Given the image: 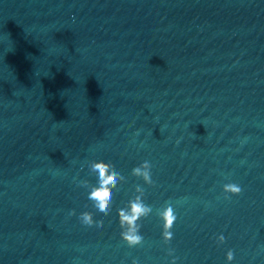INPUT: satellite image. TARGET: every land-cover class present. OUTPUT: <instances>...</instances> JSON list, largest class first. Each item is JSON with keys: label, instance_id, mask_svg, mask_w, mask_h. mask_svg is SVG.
<instances>
[{"label": "water", "instance_id": "obj_1", "mask_svg": "<svg viewBox=\"0 0 264 264\" xmlns=\"http://www.w3.org/2000/svg\"><path fill=\"white\" fill-rule=\"evenodd\" d=\"M99 160L124 177L107 216L79 183H97ZM144 161L152 184L132 175ZM137 196L152 212L129 247L118 210ZM169 204L166 243L158 212ZM84 211L101 226L83 225ZM134 261L264 264V117L78 3L0 0V264Z\"/></svg>", "mask_w": 264, "mask_h": 264}, {"label": "clouds", "instance_id": "obj_2", "mask_svg": "<svg viewBox=\"0 0 264 264\" xmlns=\"http://www.w3.org/2000/svg\"><path fill=\"white\" fill-rule=\"evenodd\" d=\"M90 171L97 177V183L90 185L87 180L80 181V185L89 188L87 198L92 202L93 207L101 216H107L111 210L113 191L117 189L118 184L124 180V177L115 170L110 162L103 160L93 161L90 165ZM151 165L148 161H144L139 166L132 169V175L142 178L145 184H152ZM137 191L143 193L144 189L137 187ZM223 191L231 195H239L242 191L241 187L235 183H227L223 186ZM142 196H137L128 201L127 206L118 210V221L121 228V239L129 246L135 247L143 241L142 235L139 234L141 224L140 220L147 217L152 208L146 205ZM75 214L74 212L70 213ZM162 220V238L167 243L173 238L171 229L177 219L174 208L169 204L158 212ZM79 220L83 225L92 227H100L102 222L94 220L93 213L84 211L80 214ZM218 241L223 243L225 237L220 235ZM171 254V253H170ZM233 252L229 250L226 254L227 261L233 260ZM135 264V261L133 262ZM174 264V261H173Z\"/></svg>", "mask_w": 264, "mask_h": 264}]
</instances>
